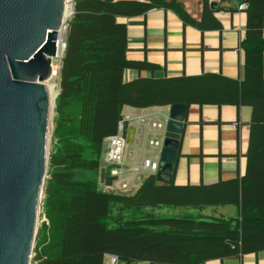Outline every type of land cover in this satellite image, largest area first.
I'll return each instance as SVG.
<instances>
[{
  "label": "trees",
  "instance_id": "1",
  "mask_svg": "<svg viewBox=\"0 0 264 264\" xmlns=\"http://www.w3.org/2000/svg\"><path fill=\"white\" fill-rule=\"evenodd\" d=\"M73 1L59 69L62 151L50 161L52 177L46 192L53 238L48 250L39 251L37 264H104L107 255H115L119 264H203L211 258L264 249V0H249L245 9L243 82L212 74L124 81L127 68L155 70L158 65L127 59L126 24L119 17L164 8L186 24L195 21L177 0ZM203 3L207 9L209 0ZM219 8L236 10L231 4ZM174 103L186 108L190 103L252 106L244 176L178 187L172 176L160 183L150 174L132 194L106 192L96 180L75 178L74 169L99 168V153L107 137L117 133L124 106ZM86 143L94 158L84 154ZM225 205L234 206L235 215L155 213L161 208L201 213L206 207ZM249 217L255 220L246 222Z\"/></svg>",
  "mask_w": 264,
  "mask_h": 264
},
{
  "label": "crops",
  "instance_id": "2",
  "mask_svg": "<svg viewBox=\"0 0 264 264\" xmlns=\"http://www.w3.org/2000/svg\"><path fill=\"white\" fill-rule=\"evenodd\" d=\"M177 1L195 24L184 23L176 13L164 8H152L144 15L118 18L119 22L126 24L127 59L145 60L158 65L155 70L127 68L123 71V80L130 81L139 76L163 78L212 74L243 82L246 64V11L218 9L230 4L235 8V3L227 0L217 3L218 10H212L210 2L206 9L203 0ZM262 76L264 77V52ZM169 107L124 106L122 109L126 149L120 179H128L131 184L128 194L134 193L150 175L143 169L137 172L131 170L133 165H140L145 134L138 133L136 125L130 119L144 112L165 114ZM251 117L252 106L245 103H190L184 112L185 125L181 134L167 133V136L179 141L171 172L174 186L210 185L220 180L244 176ZM128 131H132L130 143L127 142ZM134 147L137 155L129 160L127 154ZM110 182L117 184L114 179ZM102 183L105 184L104 180ZM220 207L224 209L220 211ZM164 209L173 208H161L155 213L161 216L159 212ZM207 209L213 215L229 216L236 213L234 206L225 205L206 207L201 213L196 211L193 216L208 215L205 214ZM105 258L104 264H107ZM203 264H264V249L211 258Z\"/></svg>",
  "mask_w": 264,
  "mask_h": 264
},
{
  "label": "water",
  "instance_id": "3",
  "mask_svg": "<svg viewBox=\"0 0 264 264\" xmlns=\"http://www.w3.org/2000/svg\"><path fill=\"white\" fill-rule=\"evenodd\" d=\"M64 1L0 0V264L30 262L47 162L50 97L44 81L57 57ZM185 108L169 107L159 182L170 180L179 141L167 133L181 134Z\"/></svg>",
  "mask_w": 264,
  "mask_h": 264
},
{
  "label": "rangeland",
  "instance_id": "4",
  "mask_svg": "<svg viewBox=\"0 0 264 264\" xmlns=\"http://www.w3.org/2000/svg\"><path fill=\"white\" fill-rule=\"evenodd\" d=\"M70 6H71V12L70 14L64 19L63 22V31L61 33V42L62 45L59 46V50H62L63 43L66 45V36H67V28L68 24L70 23V20L73 16L74 13V1L70 0ZM65 49V46H64ZM64 49L61 52V54L58 57H54L52 59V64L55 67V74H52L50 79L45 82L47 87L49 88V97L52 101V108L50 110L51 114V121H50V129L48 131V139H47V162H46V172H45V177L43 181V186H42V191L40 195V202H39V213H38V220H37V225H36V233L34 236V241H33V247H32V252L30 255V262L29 264H37L39 262V251H43V249L48 250V247L50 245V242L53 238L51 233L49 232V220H48V201H47V190L49 183L51 182V173L52 169L50 167V161H52V156L55 154H58L62 151V142L60 139V133H61V124L64 119V115H61L60 112V107L58 106L59 102V93H60V87H59V81H60V75H59V69L61 67V59L64 54ZM141 115V114H140ZM139 116V115H138ZM137 116V117H138ZM66 117V116H65ZM136 117V118H137ZM136 118L130 119L135 125V120ZM132 131H128V138L127 142L130 143L132 139ZM85 152L84 154L87 157L94 158V152L92 150V147L86 143L85 144ZM106 156V142H104V146L102 147L100 153H99V168L97 170H88V169H74L72 172L74 173V176L76 179L79 180H89L93 179L98 182L99 188L105 189V184L102 183L107 182L108 177H115L110 175V167L104 163V159ZM101 182V183H100ZM116 194H120L119 191H115ZM224 209V207H220V211ZM158 210V209H157ZM197 210L195 209H164V211H158L161 216L168 217V216H182L185 214H190L194 215L196 214ZM212 211L210 209H207L205 211V214H210ZM107 260V257L105 258ZM144 263V262H140ZM146 264V263H145Z\"/></svg>",
  "mask_w": 264,
  "mask_h": 264
},
{
  "label": "built area",
  "instance_id": "5",
  "mask_svg": "<svg viewBox=\"0 0 264 264\" xmlns=\"http://www.w3.org/2000/svg\"><path fill=\"white\" fill-rule=\"evenodd\" d=\"M213 1L220 2L221 0H209V2ZM230 1L235 3L237 11H243L247 8L245 0ZM64 46L65 43H63L62 51ZM169 120V110L165 114L144 112L136 118L135 123L138 133L145 134V146L142 151L140 165H133L131 167L132 171L137 172L139 169H143L149 174L157 172ZM124 128L125 123L123 119L118 123L117 133L107 137L105 140L106 156L104 163L110 167V175L115 176L113 179L117 181V184L112 182L105 183V189L102 190L106 192L115 193V191H119L120 194H124L131 190V184L128 182V179H120L122 167L125 165L126 138ZM136 155V147L131 149L127 154L129 160H133ZM107 264H119L117 257L115 255L107 256Z\"/></svg>",
  "mask_w": 264,
  "mask_h": 264
},
{
  "label": "bare ground",
  "instance_id": "6",
  "mask_svg": "<svg viewBox=\"0 0 264 264\" xmlns=\"http://www.w3.org/2000/svg\"><path fill=\"white\" fill-rule=\"evenodd\" d=\"M63 6H64V7H63V19H65V18L70 14V12H71L70 0H65ZM63 22H64V21H63ZM63 22H62V24L60 25V27H59L58 30H57V31H58V38H57L58 42H57V45H56V47H57V54H56V56H57V57H58V56L61 54V52H62V50H59L58 47L62 45V42H61L60 37H61V33H62V31H63ZM51 61H52V58H51ZM51 69H52V72H51V74H50V77L52 76L53 72H55V67H54V65L52 64V62H51ZM50 77H49L47 80H45L44 83H45L46 81H48V80L50 79ZM45 85H46V84H45ZM46 87H47V85H46ZM47 89H48V93H50L48 87H47ZM51 108H52V101H51V99H50V110H51ZM50 113H51V112H50ZM50 117H51V114H50ZM50 121H51V119L49 120V129H50ZM49 129H48V131H49ZM36 225H37V223H36Z\"/></svg>",
  "mask_w": 264,
  "mask_h": 264
}]
</instances>
